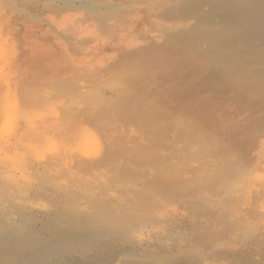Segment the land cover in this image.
<instances>
[{
    "label": "bare ground",
    "instance_id": "6f19581e",
    "mask_svg": "<svg viewBox=\"0 0 264 264\" xmlns=\"http://www.w3.org/2000/svg\"><path fill=\"white\" fill-rule=\"evenodd\" d=\"M5 1L7 4L12 1L17 7L16 3L14 2L15 0H0V2L3 3ZM63 1L67 3L68 0ZM97 1L98 0H82V2L86 4V7L90 6L91 10H97L98 12V9H100L101 6L99 7ZM210 1L211 5H213L212 8L215 7V10L220 9L219 11L224 13L225 19L223 20L225 21H222L223 25L220 29H229L231 33H233L232 35L238 39V42L239 39L240 41H243L245 37H248L250 40L248 42L247 39L246 42L250 43L252 40L254 44V39L259 41L262 37L264 38V0ZM210 1H208V3ZM49 2H51V0ZM204 2H206V0H185V3L182 4L183 6H180V9H184V11L182 9L181 10L186 13L187 16H190L191 14L194 16L191 17L196 18L197 20L196 23L191 25V28H189L190 32L187 31L188 33L186 32L187 28L184 29L183 27H186L184 18L178 20L179 23L183 22V24L182 28L181 25L178 27L176 31H178L180 28L181 29L177 33L185 32V34H181L183 36L186 35L184 38H182L183 40H181V42H175L173 41L174 38L173 40H171L172 38H169L159 46H157L158 44H152L146 47L142 46L136 54L133 53L135 54L134 56H136V58L134 57V59H132L135 63H133L134 67L130 68V70H128V72L123 75L125 78L123 77V79H121V77L119 78L120 80H117V85H119L121 82L123 83L122 87H125L123 89L121 85H119L121 90L123 89V95L120 98L114 97V100L111 99L112 97L110 98V102L107 103L109 107H104L105 112L108 113L107 118L103 117L105 114H102V119H96V115L93 117L96 119L95 122L93 121L94 124L99 123L100 126L104 128V131L107 133L109 132V136L106 137V139L102 137L104 140H101V138L97 139L96 142L94 141L95 144H97L96 146L99 148L98 150L100 153L98 152V155L91 154L94 152L91 151L92 149L89 150V147H93L95 145L88 143L86 141L87 139L84 140L85 138L83 139V136H81L80 133L78 140H76V143L79 144L78 147H75L77 150L72 152L73 150L71 149L72 151H70L72 154L74 153L72 158L66 157L69 158L66 159L64 150L62 148L61 149L63 151L60 148L56 149L57 145L55 147L57 156L60 149L59 155L62 157L63 155L61 156V152H64L65 155L63 158H65L66 161L64 160L65 162H63V160H60L58 161L60 163H58L56 161L57 156L52 159L55 154L52 152V155H50L52 160L48 157L46 158L47 154L43 153L41 149L38 148L41 144V141L44 140V138L50 136L47 134L48 131H50V134L52 131H55V126L51 124V118L47 119L41 117L40 119H37L35 117V119L33 117V120H29V118L32 116H27L28 119H25L28 121L25 120L23 123L21 121L20 123L23 124V128L21 127L20 129L17 127L20 124H16V126L11 127L13 128V131L9 128L11 130V134L9 133L11 136L7 134V137H10L8 140H5L4 138L2 139V137L0 138V150L4 149L5 151H8V155L6 156V153L5 158L1 159V162H9L6 163V165L8 164L7 170L9 167V171H6L7 173L11 172V169H18V171L19 169H22V171H19V176H28L31 173H34L35 175L36 173H39V170L44 169L50 171V176L55 177V175H59L61 177L63 176L61 174L62 171L68 173L70 176L77 175L79 178L76 182L74 178L72 179L74 181V184L72 185L74 186H71L70 182L72 180L68 181L67 184L70 183V187L64 183V180L62 181L64 176L61 177V181L64 183L65 187H59L61 185L60 182L57 184V186L59 185L57 190L54 187L56 186V180L54 181L55 185L53 186V181L51 180L53 178H48L49 181L52 182V184L50 183L49 185L53 186L58 193L69 189L68 191L73 194L70 200L76 203L72 210L69 209L70 207H63L64 209H61L59 205L58 207L55 205L54 208V206L50 204L51 207H49L50 205L48 203L46 205L38 204L39 206L36 203H33L32 205L36 204L38 209L36 207L30 208V210H27L30 212V215L23 214V216H20L18 214L20 211H18L17 214L20 216V218L19 216H16L14 212L6 213L4 210L0 211V264H104L106 263L108 256L111 258L110 251H112L114 248H117V252L114 254L123 253L122 257L120 256L121 258H119L120 260L118 259L121 261L120 264H264V207L261 205L260 206L262 208L249 207V202H247L242 195L237 194L242 177L240 173L245 171L244 168L241 170V164L238 161V156L241 152L247 153V144L246 142L231 137L230 134L232 133L228 134L229 132H227V134L225 133L226 136L223 135L225 139H223V136L221 138L220 133L215 130V125L217 128H219L222 124L218 125L215 123L217 120L213 119L215 116L212 114V107H210L212 102L214 104L210 94H213V92L216 93L218 91L225 92L224 90H227L228 88L232 92V89H236V86L239 85L233 79L240 75L241 71H245V68L233 70L230 68L229 64L228 67L225 65L226 62H220L219 58H215L216 54L219 55V53L216 52L221 50V45H219L221 44L220 42H224L225 39L227 40V33H230V31L228 30L227 32L224 30L226 31V34L223 33L222 36L226 35L227 37L225 39L223 37L224 40L220 41L221 34L218 33L219 30L216 31L218 28L215 25L217 21H214L213 17L209 15L202 16V10H204L202 7ZM66 3L65 5H67ZM17 4H19V6L22 5L20 3ZM70 4L73 5L72 2ZM79 4H81V6H85L80 2ZM5 6L7 5L5 4ZM63 9L65 10L66 8L63 7ZM101 10L102 8L99 10L102 14ZM213 10L214 8L212 9V12ZM214 12L216 13V11ZM101 14L98 15L101 16ZM187 16L186 18H188ZM3 19H0V35L3 34L2 32L5 31V28L9 27L8 23L5 22V18ZM219 21H221V19ZM168 35L170 36L171 34ZM200 36H204L206 39L212 40L217 38V36L219 37L218 40L220 42H217L219 45L216 48L217 51L213 50L214 48L212 49L211 46H209L211 48V50L209 48L210 53L206 49L207 54H211L210 56L207 55L212 57L213 61L211 62L205 58L206 56L204 55L206 54L204 53L206 52H200V48L198 49V47L194 50V57L191 54H187L191 55V57H186V54V56L184 55L185 49L189 45H191V48H193V41L196 42L199 38L201 40L205 39L204 37L202 38ZM241 37L243 39H241ZM149 38H151V36ZM74 40L75 39H73V41ZM228 40H230V38ZM233 40L230 42H233ZM146 41L147 40H145V42ZM176 41L178 40L176 39ZM12 42L14 43V40ZM13 43L5 47L8 49L7 51L10 50V46L11 49L15 48L14 46L16 45ZM23 43L25 42L23 41ZM225 45L226 44L223 45L224 48ZM72 46L73 45H71V47ZM113 46L115 47V45ZM229 48H231V46ZM229 48L227 50H229ZM6 49L4 50L3 48V50H0V69H4V72L2 71L0 76H2L5 81L7 79V83L4 85L1 83L2 80L0 81V103L3 101L2 96L5 95L6 103L3 101V105L10 104V106H13L12 109L15 111L16 107H19V105H15L14 101H10L11 97L15 95L14 92L17 90V87L15 89L13 85V87L10 85V83L12 81L16 82L15 80L18 78L16 75L17 69L14 66L15 61L10 60L11 57H9V53L6 51ZM234 49L236 48H231L232 51ZM249 49L246 50V53L244 51L245 55L242 54L243 51L240 54L244 55L245 58L247 57L249 65L252 67V69L257 66H259V68H264V49H262L263 51H254L253 49ZM222 50L226 53L225 49ZM14 51L15 50L13 49V52ZM236 51L232 52V54H236ZM76 52L77 54L79 53V51ZM141 53H143V56L145 55L144 58L136 61L137 58H139V55L140 57L142 56ZM10 54H13L12 51ZM227 54H224V57ZM229 55L231 54L229 53ZM235 56H237V54ZM220 57L223 58V55H220ZM236 58L234 57V59ZM132 60H130L131 63ZM227 62L229 63V60ZM234 66H236V64ZM243 74L245 73L243 72ZM10 75H12V77H10ZM32 76L34 77V75ZM241 76L243 77L242 74ZM11 78L12 81L8 82L11 80ZM249 78L250 75H246L244 77V81H242L243 84L245 83L246 85V81ZM4 80L2 82H4ZM232 81L237 84H235L236 86L234 85L235 87L231 86V84H234ZM252 84L253 83H251V85ZM254 85L259 87L257 84H253V87ZM55 86H57V84ZM250 87H247V89H250ZM257 87L253 88V90L259 89V92L255 90L256 95L257 97H260V99L258 97L259 103H264V91H262L264 90V87ZM10 88L12 90H10ZM217 88H220L221 90L215 91ZM260 89H262V93H260ZM20 90L22 89L20 88ZM250 90L246 91L249 92V94L254 92L253 90ZM78 91L80 90L78 89ZM206 91L210 92V97L205 95V93H207ZM239 91L242 93L241 89ZM12 92L14 94H11ZM257 92L260 94L258 95ZM252 94L254 95V93ZM16 96L17 95H15V98ZM96 97H98V95ZM18 98L19 97L17 96V99ZM92 98L88 99L90 100V103L88 100H83L85 106H90V104L93 102L91 101ZM224 98L226 99V97ZM17 99L16 102H18ZM32 101L35 102L34 98ZM252 102L256 103V101L253 100ZM6 105H4V107ZM219 105L220 104H218V106ZM249 105L251 106V104ZM26 108L24 109L26 110ZM89 108H91V106ZM89 108L87 109L89 110ZM96 109L94 108L93 112ZM16 112H19V110ZM57 113H55V115H57ZM86 113L88 112L86 111ZM88 114L90 118L92 114ZM9 117V113L5 111L4 114H2L0 108V125H5L6 122L4 119L7 121ZM12 117L13 115L11 118ZM59 117L61 116L59 115ZM97 117L100 118L101 115H97ZM53 118V123H55L54 121H59L61 119L55 117ZM89 118L85 119L91 123L89 120L92 119ZM66 119L68 120L70 118L66 117ZM221 121L223 122V119ZM65 122L69 121H64L61 123L64 124ZM70 122H72L71 119ZM133 122H136L135 124H139V127L138 125H135L137 127L134 128L135 130L139 128L137 131L133 129V127H135L132 124ZM84 123L85 122H83L82 125H84ZM62 124H60L59 127H61ZM87 124H85L84 127H81L87 128V126L90 125ZM64 125H62V128L65 127L64 130H66V127L68 126ZM228 125L229 124H227V126ZM230 126L231 125H229V127ZM6 127L8 128V126ZM55 128H58V126ZM78 129L80 130V128ZM110 129L112 130L109 131ZM69 133H71V131L68 132V135H72ZM87 134L89 136V132ZM73 135L71 136L73 140L70 138V136H66L70 138L68 140L75 141L74 139H77V134L74 136ZM61 136L63 135L61 134ZM66 136H63L65 137V140ZM183 137L186 140V145H188V148L185 147V145H182ZM51 139L50 141H52ZM226 139H228V142ZM46 141L48 142L49 140ZM222 141H226L227 144L223 145L225 142ZM54 142L57 144L56 141ZM71 143H68V149L71 148L72 145H76L75 143ZM244 144L246 146H244ZM27 147H31L35 152V155H30V158L25 159V157L22 158V150H25ZM183 147L185 148L183 149ZM182 152H188L186 154L189 158L191 155H193L190 161L184 160L188 164L191 162V160L194 161V153H196L197 157H199L198 160L201 158H203V160H207L206 158H209V156L212 158L216 157L218 164L216 162L217 165H213L212 169H207L206 167L208 166L209 161L203 162L202 160H199L198 163H204L202 164L203 169H205V171L206 169L209 171L205 172L204 174L197 175V177H193L191 175L190 180L187 178L186 180L182 176L186 175L185 171H187V168L185 169L184 166H182L184 164L182 161ZM187 155L186 158L188 159ZM195 160L198 161L197 159ZM215 160L213 162H215ZM50 164H55L58 168ZM9 165H13V167L10 168ZM202 166L198 165L197 167H194V169H197L198 167L201 169ZM182 167L185 169V171H183L184 169H182ZM199 168L198 170L200 171ZM247 170L249 171V168H247ZM6 172L1 171L0 173V180L4 177L5 179H7V177L9 179L2 180L4 181V183L0 182L2 185L6 183L5 185L9 184V186L12 185L13 187L15 184L14 188L16 186L15 189L18 188L17 191H19V189H24L14 193V190H9V192H12L9 193L7 190L10 188L5 190L6 188L1 185L7 192L6 193L3 191V193L10 194H8L9 200L17 199L21 202H30L29 197L34 199L31 197V193L34 191L35 194L38 193L36 194L37 198L38 195L40 196L42 194V192H45V194L47 193V195L50 197L51 192L49 189L52 187L48 188L49 185L46 186L48 190H45L46 187L44 188V186L41 187L40 185H32L33 183L36 184L35 182H37L34 179L33 180L35 182L31 181L30 179L26 180L25 176L22 178L25 180H21L18 179L19 176H12V173L7 175ZM47 172L44 173V175H48ZM54 172L57 174L53 175ZM58 172H60L61 175L58 174ZM37 176L40 177L43 175L38 174ZM67 176L63 179L66 180ZM11 177L17 179L12 180ZM32 177L34 176L32 175ZM192 177L193 180L191 179ZM10 178L13 183L10 182ZM37 178L35 177L36 180H39L41 177L38 179ZM43 180L44 179H42V182ZM45 181L47 180H44V182ZM42 182H37V184L39 183L41 185H45L46 182H43L44 184H42ZM25 187L29 188L27 189ZM31 188H33V190ZM55 190H51L53 191L52 193L56 192ZM79 190H81L85 195L89 194L86 196L87 200H84ZM29 193L30 195H28ZM262 195L264 196V193ZM25 196L26 198H23ZM78 196L80 199H78ZM54 197L51 196L53 199ZM9 200L0 198V207L2 206V208H4L3 206L10 202ZM34 201L32 200L31 202ZM83 202H89L90 204H86L87 207H82ZM22 210L23 208L21 211ZM40 216H46V219L40 221ZM39 222H41V224H39ZM134 224H136V232L134 233L135 241H132L133 243L129 242L127 244H135L139 247L136 248L135 245H133L134 247L131 246L123 252L124 245H121V243H125V240L128 239L127 236L131 230L133 233V226H135Z\"/></svg>",
    "mask_w": 264,
    "mask_h": 264
},
{
    "label": "rangeland",
    "instance_id": "374dc122",
    "mask_svg": "<svg viewBox=\"0 0 264 264\" xmlns=\"http://www.w3.org/2000/svg\"><path fill=\"white\" fill-rule=\"evenodd\" d=\"M49 1H47V0H15L14 2L16 3L17 7L14 5V3L12 1H11L12 3L9 2L12 6L9 3L7 4L6 1L4 3L0 2V19L5 18V20H6L5 22H7L8 26L10 27V28L8 27L9 29L5 28V31L3 30L4 32L1 31L3 34L0 35V50L1 49L3 50V48L5 50L6 49L5 47L8 45H11L13 43L12 41L14 40L13 44H15L16 46H14V45L13 46L16 49L15 48L11 49V46H10V50L12 51L13 54H10L11 51L10 50H9L10 52L7 51L8 49H6V51L9 53V57H11V59L10 58L9 59L15 61L14 66L17 69L16 75L18 76V78L15 80L16 82H13L12 78L8 82L12 81L11 82L12 84L10 83V85L11 86L13 85L15 89L17 87V90H16L17 92L15 91L14 88H13V90L15 91L14 92L15 95H17L19 97L18 99H17V96L15 98V95L11 97L10 102L14 101L15 105H19V107L17 106L18 109L16 107V109L14 111L12 109L13 106H10V104H7V105L4 104V105H6L4 107L3 101H5L6 97H5V95L2 94L3 95L2 96L3 101H2V103H0V108H1L2 114H4V112L7 111L9 113L10 117L7 121L4 119V121L6 122L5 125L4 124L0 125V138L2 137V139L4 138L5 140H8L10 137L9 136L7 137V134L10 135L11 130L13 131V128H11V127L16 126V124L17 125L20 124L21 121H22V123H23V121L25 122V120L28 121L27 116L28 117L32 116L31 118H29V120L30 119L33 120L35 117L37 119L38 118L40 119L41 117L47 118V119L51 118L52 119L51 124H53V126H55V127L58 126V128L54 127L55 131H52L51 134L49 133L50 131H48L47 134L50 136L47 137L48 139L44 138L45 141L42 140L41 144L39 143L40 145H39L38 149H41V151L43 153L47 154L46 158L48 157L50 159H51L50 155H52V153H55L56 155L54 154V156L52 157V159H53L55 156H57V153L55 150V147L57 145L56 149L62 148L64 150L65 154L67 155L66 156L64 154V152H61L62 153L61 156L65 155V158L66 157L72 158L74 153L72 154L70 151L73 150L72 152H75L77 150V148H75V147L76 146L78 147L79 144L76 143L77 142L76 140H78L80 133H81V136H83V139L85 138L84 140L87 139L86 141L88 143L94 144L95 146L97 145V144H95L97 139H101L102 137L106 139V137L109 136V132L107 133L106 131H104V128H102L99 123L94 124L93 121L95 122V120L97 118L98 119H102L103 117L107 118L108 113L105 112L104 107H106V106L109 107L107 105V103L110 102V98L112 97L111 99L114 100V97L120 98L123 95V89L125 87H122L123 83L120 82L119 85H121V87L123 88L121 90V87L119 85H117L118 84L117 80L121 77H122L121 79H123V77H124L123 75L126 74L128 72V70H130V68L134 67L135 63H134V60H132V59H134V57L136 58V56H134V55L137 53V51L142 46L146 47V46H149L152 44L153 45L158 44L157 46H159V45L163 44V42H165V40H167L169 38L170 39L172 38L171 40H173V38H174L173 41H175V42H181V40H183L182 38H184L186 35L183 36L181 34V33L185 34V32L177 33L178 31H180V29L182 28V24H183V22L179 23L178 20H180L181 18H184V22L186 23V27L185 26H183V27H184V29L187 28L186 32L187 31L190 32L189 28H191V25L196 23L197 20H196V18H193L194 16L191 14H190V16L189 15L187 16L186 13L183 12L184 9L181 8L183 11L180 9V6L181 7L183 6L182 4L185 3V0H183L184 2L182 0H98L97 3L99 5V7L101 6V8H102V10H101L102 14L99 11L101 9L100 8V9H98V12H97V10H94L97 15L95 14V12L93 10H91L90 6H87L89 8L88 9L86 7V4H84L82 2V0H78V1L77 0H74V1L68 0L67 3L63 0H61V1L60 0H51V2H49ZM62 1L64 2V4ZM208 1H210V0H208ZM208 1L206 0V2H204V4H203L202 9H204V10H202V16L209 15V16L213 17L214 21L215 20L217 21V23L215 25L218 29H216V31L219 30L218 33L221 34L220 35V39H221L220 41H222L227 37L226 35L222 36V34L223 33L226 34V31L228 32V30H229V29L226 30L225 28L223 30L220 29L221 26L223 25L222 21H225V20H223V19H225L224 13L222 11H219L220 9L215 10V7H213L214 10L212 12V9H213L212 6L213 5H211V1L209 3H208ZM48 2H49V4H48ZM71 2L73 3V5L70 4ZM79 2L85 6H81V4H79ZM17 3H20L22 5L19 6V4H17ZM65 3L67 5L68 4H70V5L67 6V5H65ZM212 3H213V1H212ZM5 4L8 7L9 6L10 7L8 8L7 6H5ZM74 4H75V6H74ZM55 5H57V6H55ZM78 5H80V6H78ZM63 7L66 8L67 10L66 9L64 10ZM84 7H86V8H84ZM176 8L177 9L179 8L180 10L179 9L177 10ZM61 11H64V12H61ZM214 11H216V13L218 15ZM79 14H81V15H79ZM98 14H101V16ZM4 16H6V17H4ZM186 16L188 18H186ZM191 16H193V17H191ZM219 17H220L221 21H219L220 20ZM100 18H101V20H100ZM101 22H102V24H101ZM180 25H181V28L178 31H176ZM12 28H14V29H12ZM224 30H226V31H224ZM176 33H177V35H176ZM158 34H160V35H158ZM168 34H171V35L169 36ZM232 34L233 33H231V31H230V33H227V35H228L227 40L229 38H230V40L227 41L225 39L224 42L223 41L220 42L218 40L219 35L217 36V38L213 39L214 41L212 39H206L204 36H203L205 38L204 40H201L198 37L200 40L197 38L199 40V41L198 40L196 41L197 43L193 41L192 42L193 48H191V45H189L185 49L184 55L185 54L186 55L191 54L194 57L195 56L194 50L197 49V47H198V49L200 48V50H199L200 52H202V53L206 52V53H204V54H206L204 56H206L205 58L211 62V61H213L212 57H209L211 54L210 55L207 54V51L209 52V48H210L209 46H211L212 49L214 48L213 50L217 51L216 48L219 45H221V48L220 47L219 48L221 50L225 49L226 53L223 52V50H222V52H223V54H222L221 50H218L216 53H219V55L216 54L217 57L215 56V58H219L220 62H223V61H224V63L226 62L225 65H227L228 67L230 65V68H232L233 70L245 68V71H241V74L243 75V77L240 74L237 76L238 78L235 77L233 79L239 85H237L234 81H232V83H234V84H231V86L235 87L237 85L236 89H232L233 93L228 88L229 90L228 89L224 90L225 92L218 91L219 93L213 92V94H210V92L206 91L208 94L205 93V95L209 96V94H210L212 96V101H214V104L212 102V105L210 107H212V111H213L212 114L215 116V118H214L212 115L213 119L217 120V121H215V123H217L218 125L222 124V125H220L219 128H217L215 125V130L220 133L221 138L223 135L226 136L227 132H229L228 134L232 133V134H230L231 137H233L235 139H239L240 141L246 142V144L248 146L247 147L244 144V146H246V152L247 153L241 152L240 155L238 156V161L241 164V170L244 168L245 171L240 173L242 175V177H241V182L239 184L240 186L238 188L237 194L242 195L245 198V200L247 202H249L248 203L249 207L260 208L261 206L264 207V196L262 195L264 193V123H262V122H264L263 121L264 120L263 119L264 118V111H263L264 110V103H259L260 97L258 96L259 97V99H258V97L256 95V91H255V90H257L259 92V89L253 90V88L257 87L256 85H254V87H253V84L259 85L260 88L264 87V70H263L264 68L260 67L261 68L260 69L259 66H257L258 68L255 67L254 68L255 70L252 69V67L249 65L247 57L245 58L244 55L246 53V50H248L249 48L253 49L254 51L264 49V47H263L264 43H261V42H264V38L263 37L261 38L262 41L261 40L257 41V39H254V44H253V41L251 40L250 43H252L253 44L252 45V44L248 43L250 40V39H248V37L247 38L245 37V39H243L241 37V39H243V41H240V39H239V42H240L239 43L238 39H236L234 37V35H232ZM150 36L152 39L149 38ZM221 36H222V38H221ZM68 37H70V38H68ZM200 37H202V36H200ZM223 37H224V39H223ZM147 38H149V39H147ZM73 39H75L74 40L75 42L73 41ZM150 39H151V41H150ZM176 39L178 41H176ZM231 39L232 40L234 39L233 42H230V41H232ZM145 40H147V41L145 42ZM246 40L248 42H246ZM23 41L25 43H23ZM217 42L218 43L220 42L221 44L218 45ZM4 44H5V46H4ZM222 44L223 45L226 44L225 48L223 47ZM71 45H73V46L71 47ZM113 45H115V47ZM250 45L254 46V47H251ZM230 46H231V48H236L234 50L238 51V52L236 51L237 56H235L236 54H234V53L232 54V52H235V51L234 50L232 51L231 48H229ZM69 47H71V48H69ZM227 47L229 48V50H227L228 49ZM201 48H202V50H201ZM13 49L15 50L14 52H13ZM206 49H207V51H206ZM251 49H249V50H251ZM75 50L79 51V53L77 54V52ZM210 50H211V48H210ZM228 51L231 55H229ZM242 51H243V53H242ZM244 51H245V53H244ZM8 53H7V56H8ZM133 53H135V54H133ZM240 53H242L244 55H242ZM224 54H227V55H225V57H224ZM141 55L143 56V53H141ZM158 55H160V54H158ZM191 55H187L186 57H188V56L191 57ZM207 55H209V56H207ZM220 55L221 56L223 55V58H221ZM16 56H17V58H16ZM142 56L140 57V55H139L138 56L139 58H137V60L136 59L135 60L138 61V60L144 58L145 55L143 57ZM234 57L235 58L237 57V58L234 59ZM213 59H214V57H213ZM230 59H231V61H230ZM242 59H243V61H242ZM18 60H19V62H18ZM130 60H132V63L130 62ZM228 60H229V63L227 62ZM13 61H12V63L14 64ZM126 61H128V62H126ZM233 61H234V63H233ZM240 62H241V64H240ZM224 63H222V64H224ZM28 64H29V66H28ZM235 64H236V66H234ZM20 66H22V67H20ZM0 70H1V72H0V75H1L2 71L4 72V69L2 68ZM26 72H27V75H26ZM60 72H61V74H60ZM205 72H207V71H205ZM243 72L245 74H243ZM249 72H251L253 74H251ZM248 74L250 75V78L246 81V85H245V83L243 84L242 81H244V77ZM32 75H34V77ZM64 75H65V77H64ZM117 75H118V77H117ZM1 77L2 76H0V81L1 80L3 81L4 79H3V77L2 78ZM10 77H12V75H10ZM115 77H116V79H115ZM56 78H57V80H56ZM236 79H237V81H236ZM250 79H251V82H250ZM238 80L241 82H239ZM2 81H1L2 85L7 83V79H6V81L4 80V82H2ZM13 83L14 84L16 83L15 84L16 86ZM62 83H64V84H62ZM251 83H253V84L251 85ZM56 84L58 87L55 86ZM250 85H251V87H250ZM61 86H63V87H61ZM242 86H244V87H242ZM247 87H250L251 90L249 88L247 89ZM259 87H257V88H259ZM20 88L22 90H20ZM78 89L80 91H78ZM240 89L242 90V93H241V91H239ZM10 90H12V89L10 88ZM217 90H221V89L217 88L215 91H217ZM246 90H248V91L253 90L254 92H252V93H254V95L251 92H250L251 94H249V92H247ZM261 90L262 89H260V91ZM262 91H264V90H262ZM262 91L260 93H262ZM258 92H257V94L259 95L260 93H258ZM14 93L12 92L11 94H14ZM97 95H98V97H96ZM59 96H60V98H59ZM92 96H93V98H92ZM224 97H226L227 100ZM263 97H264V95H263ZM33 98H34L35 102L32 101ZM89 98H92L91 101H93L92 102L93 104L92 103L90 104L91 108H89L90 106L87 107L84 104V101L85 100L87 101ZM99 98H100V100H99ZM250 98H252V99H250ZM16 99L18 102H16ZM252 100L256 101V103L252 102ZM116 101H117V99H116ZM37 102H39V103H37ZM88 102L90 103V100H88ZM5 103H6V101H5ZM101 104H102V106H101ZM218 104H220L219 106L221 108L218 106ZM249 104H251L252 107ZM262 104H263V106H262ZM30 105L32 108L30 107ZM260 105H261V107H260ZM26 107H28V108H26ZM24 108H26V110ZM87 108H89V110ZM94 108L95 109L97 108L94 111L95 113L93 112ZM9 110H10V112H9ZM18 110H19V112H16ZM13 111H14V113H13ZM38 111H40L41 113ZM62 111H63V113H62ZM86 111L93 115V116L91 115L92 118H91V116L89 118V114L86 113ZM220 111H222V112H220ZM91 112H93V113H91ZM55 113H57V115H55ZM102 114H105V115L102 117ZM12 115H13V117L11 118ZM59 115L61 117H59ZM70 115H71V117H70ZM94 115H96L95 116L96 119L93 118ZM97 115H99V116L101 115V117L99 118V117H97ZM53 117L59 118V119L61 118V119L59 121L56 120L58 122L54 121L56 123L55 124V123H53V120H54ZM66 117L67 118L69 117L72 120V122H70V119L67 120ZM231 117H233V118H231ZM2 118H3V115H2ZM25 118H27V119H25ZM85 118L92 119V120H89V121H91V123L86 121L87 119H85ZM77 119H79V120H77ZM220 119L221 120L223 119V122ZM64 121H69V122L64 123L66 126H68V127H66L67 128L66 130H64L65 127L62 128L63 127L62 125H64L62 123ZM82 121L85 122L84 125L87 123L90 125L87 126V128H82L81 126L84 127V125H82L83 124ZM59 122H60V124H62L61 127H59V125H60ZM66 123H68V124H66ZM135 123L134 122L132 123L133 126L138 125V127H139V124H135ZM70 124H71V127H70ZM227 124H229L231 126L229 127V125L227 126ZM6 126H8V128ZM17 127H19L21 129V127L23 128V124H20ZM136 127L137 126L133 127V129ZM78 128H80V130ZM234 128H235V130H234ZM57 129H59V130H57ZM61 129L63 130V132ZM87 129H88V131H87ZM138 129H136V130L134 129V130L137 131ZM231 129H233V130H231ZM111 130L112 129H110L109 131H111ZM225 130H227V131H225ZM67 131L68 132L71 131V133H69V134H72V135L77 134V136H76L77 139H74L75 141L68 140L70 138L73 140V138L71 137L72 135H68ZM86 131H87V133L89 132V136L86 133ZM246 131H248V132H246ZM63 133H65V134H63ZM57 134H58V136H57ZM61 134L63 136H66V135L70 136V138L66 136V140H65L64 139L65 137L61 136ZM96 134H98V135L95 136ZM105 135H107V136H105ZM224 136H223V139H225ZM93 138H94V140H93ZM103 138L101 140H104ZM50 139L53 142L56 141L57 144H55V142L53 144V142L50 141ZM46 140H49V141L47 142ZM60 140H61V142H60ZM184 140L185 139L183 137L182 145H185V147H187L188 145H186V140H185V142H184ZM226 141L228 142V139H226ZM226 141H222V142H225V143H223V145L227 144ZM59 142H60V144H59ZM42 143H43V145H42ZM44 143H45V146H44ZM68 143H71V144L75 143L76 145L75 146L70 145L71 148H69L70 149L69 150L67 148ZM4 144H2V145H4ZM95 146H93V147L90 146L91 148L89 147V150L92 149L91 151L94 152V153H91L92 155L93 154L95 155L99 152L98 146H96V147ZM185 147H183V149ZM96 148L98 151L96 150ZM27 149L29 150V152ZM60 149H59V154H60ZM67 149H68V151H67ZM3 150L4 149L0 150V153H1L0 154L1 155L0 156V166H1L0 170L3 172H6V171H9V167L7 170L8 164L6 165V163H9V162H5V161H4L5 163L1 162V159L5 158L6 153H7L6 156L8 155V151H5V150L3 151ZM95 151H96V153H95ZM34 153L35 152L32 150L31 147H27V148H25V150H22V158H24V157H25V159L30 158L32 155H35ZM67 153H69V154H67ZM182 153H183L182 154V157H183L182 161L184 163L182 166H184L185 169L187 168L186 169L187 171H185V169L182 167V169H184L183 171L186 172V175H182L185 179L187 178L190 180L191 175L193 177H195V176L197 177V175L204 174L205 172L209 171L207 169H212L213 165L215 166L218 164L216 157L212 158L209 156V158L208 157L206 158L207 160H205V159L203 160V158L199 159L200 161L202 160L203 162L209 161L208 166L206 167L207 169L205 171V169H203V166H202V164H204V163H202V162H200L201 164L198 163L199 157H197L196 153H194V155H195V157L193 158L194 161L191 160V162H189V164L186 163V161H184V160L190 161V159H192L193 155H191L189 153L191 155V157L189 158L188 155L186 154L188 152H186V153L182 152ZM48 154H49V156H48ZM59 154L56 157L57 159L55 158L56 161L58 162L60 160L61 161L63 160V162H65L66 161L65 158H63V156L60 157ZM185 154L187 155L188 159L186 158ZM243 154H245V155H243ZM184 155H185V157H184ZM69 158H66V159H69ZM195 159H197L198 161H196ZM213 159L214 160L216 159L215 162H213L214 161ZM6 160H7V158H6ZM63 162H61V163H63ZM216 162H217V164H216ZM58 163H60V162H58ZM50 165L57 167L55 164H50ZM198 165L202 166L201 169H203L204 172L199 167L198 168L200 169L201 173L198 170V168L197 169L195 168L196 170L194 169V167H197ZM11 167H13V165H11L10 168ZM14 168H17V167H14ZM247 168H249V171L247 170ZM20 170L22 171V169H19V171ZM188 170H189V172H188ZM1 171H0V173H1ZM19 171H18V169L17 170L11 169V172H8V173L6 172V173H7V175L9 173H12L11 174L12 176H16V175L19 176L20 175ZM47 171L48 170L41 169V170H39V173L35 172L36 173L35 175H34V173L33 174L31 173L34 177H32L31 174L28 176L25 175L26 177L21 175V176H19L20 178L18 177V179L25 180V179H22L23 177H25L26 180L30 179L33 182L37 181L39 183L42 182V179L47 180V181H45L46 183L43 180L45 185H41L39 183L37 184V182H35L36 184H34V183L32 184L35 186H39V185L41 187L44 186V188H45L50 183L52 184V182H50L49 179L53 178L51 180L53 181V186L56 184V186H54L56 188V190H57V187L59 186V185L57 186V184H59L60 182H61L60 183L61 185L59 187H65L64 183L67 184L68 181H71L73 178L75 179V182L79 179L77 175L76 176H70V175H68V173L61 171V174L64 177H66L68 175L66 180L63 179L64 178L63 176H61V177H63L62 181L64 180V183H62L61 177L59 175L58 176L55 175L57 173L54 172V174H53V175H55V177H54V176H50L51 175L49 173L50 171H48V172ZM46 172L48 173L49 176L47 174L44 175V173H46ZM38 174L43 175V176H40L41 177L40 178L39 176H37ZM58 174H60V172H58ZM23 175H24V173H23ZM35 177L40 178L41 182H40V179L36 180ZM49 177H51V178H49ZM68 177H71V178H68ZM193 177L191 178L192 180H193ZM11 178H12V180L17 179V178H13V177H11ZM11 178H10V182L13 183ZM7 179H8V177H7ZM7 179H5V177H4L3 179L0 180V182L4 183V181H2V180H7ZM55 180L57 183L55 182V184H54ZM43 182H42V184H44ZM47 182H48V184H47ZM1 183H0V187H1L0 188V198L9 200L8 194L12 193V192H9V190L10 191L14 190L13 191V193H14L17 191L18 188L15 189L16 186L14 188L15 184L12 187V185H10V186H9V184L5 185L6 183L4 185H2ZM7 183H9V182H7ZM70 183H71V186H74V185H72V184H74L73 180ZM70 183L67 185L70 186ZM1 185L4 186L6 189L3 188ZM53 186L49 185V187H48V188L52 187L51 189H49L51 192L50 197L47 195V193L45 194V192H42V194L40 196L38 195V198H37L36 194H38V193L35 194V191H34L31 193V197L34 199H31L28 196V195H30V193L27 195L30 199L29 200L30 202L32 200L33 201L35 200L34 202H31V204L27 200H26L27 202H24V201L21 202L17 199H13V200L11 199V200H9L10 202L7 201L8 203H6L3 206L4 208H2V206L0 207V211L4 210V211H6V213L7 212L8 213L14 212L16 214V216H19V215L23 216V214L28 215L30 212H28L27 210H30V208H33V207L35 208L36 204L37 205L38 204L39 205H46L47 203L49 205L51 204L52 206H54V208H55V205H56V207H58V205H59V207L61 209L70 207L69 209L72 210L75 203H76V202L70 200V198H72L73 194L70 191H68L69 189H67L66 191L58 193ZM22 187H24V186H22ZM22 187H19V188H22ZM8 188H10V189H8ZM11 188H14V189H11ZM25 188L28 189L29 187H25ZM48 188L46 187L45 190L46 189L48 190ZM4 189L5 190L8 189L7 191L9 193L4 194L3 191L6 192ZM31 189L33 190V188H31ZM41 189H43V188H41ZM21 190H24V189H21ZM21 190L19 189V191H21ZM51 190H53V191L55 190L56 192L52 193L53 191H51ZM204 190H205V187H204ZM19 191H17V192H19ZM79 191L82 194L84 200L85 199L87 200L86 196L89 194L85 195L81 190H79ZM204 192H206V191H204ZM51 196L52 197L55 196L54 199L51 198ZM23 198H26V196ZM48 199H50V200H48ZM78 199H80L79 196H78ZM23 200H25V199H23ZM33 203H36V204L32 205ZM43 203H45V204H43ZM91 203H94V202H91ZM86 204L89 205L90 203L89 202H83L82 207H85V206L87 207ZM252 204H253V206H252ZM51 205L49 207H51ZM20 206H21V208H20ZM22 208L24 211L23 210L21 211ZM18 211H20V212L18 213ZM31 213H32V211H31ZM20 216H19V218H20ZM39 218H40L39 219L40 221H43L46 219V216L45 217L40 216ZM39 224H41V222H39ZM134 225L135 226H133L134 227L133 233L131 230L127 236L128 239L125 240V243L124 244L121 243V245H124L123 246L124 247L123 252L126 249L130 248L131 246L134 247L133 245H135V244H131V245L127 244L129 242L133 243L135 241L134 233L136 232V224H134ZM135 247L137 248L139 246L135 245ZM116 249L117 248H114V249H112V251H110V253H111L110 257L111 258H109V256H108V258L106 259L107 261L104 264H117L118 262H119L118 264L121 263V261H119L120 260L119 258L122 257L123 253L122 254H114L117 252ZM112 259H114V260H112ZM115 260H117V261H115ZM109 262H112V263H109Z\"/></svg>",
    "mask_w": 264,
    "mask_h": 264
}]
</instances>
